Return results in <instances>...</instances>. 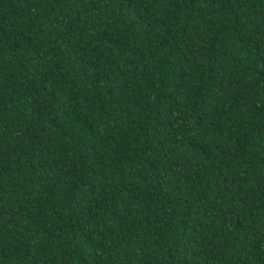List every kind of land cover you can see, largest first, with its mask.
Returning <instances> with one entry per match:
<instances>
[{
  "label": "trees",
  "instance_id": "1",
  "mask_svg": "<svg viewBox=\"0 0 264 264\" xmlns=\"http://www.w3.org/2000/svg\"><path fill=\"white\" fill-rule=\"evenodd\" d=\"M0 264H264V0H0Z\"/></svg>",
  "mask_w": 264,
  "mask_h": 264
}]
</instances>
